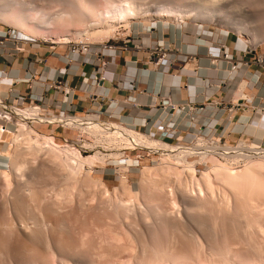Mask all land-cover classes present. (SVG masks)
<instances>
[{
  "label": "rangeland",
  "instance_id": "obj_1",
  "mask_svg": "<svg viewBox=\"0 0 264 264\" xmlns=\"http://www.w3.org/2000/svg\"><path fill=\"white\" fill-rule=\"evenodd\" d=\"M7 1L17 7L22 2ZM78 1L82 4L77 0H23L22 3L32 2L53 15L45 25L42 24L43 27H38L39 39L21 31L11 20H0V28L14 29L38 44L62 50H68L64 44L68 42L63 41L65 37L73 43L72 48L90 46L93 53L106 43L115 44L122 51L137 43L151 44L152 60L164 55H178L180 47L176 44L185 43L194 50L202 48L196 43L197 39L239 44L245 40L247 47L256 48L264 57V41H249L230 25L208 23L193 17L184 22L149 17L131 19L119 22L113 31L107 32L108 29L103 27L105 24L100 23L102 27L94 28L92 23L109 16L114 7L126 0ZM200 1L138 0L137 4L151 5V12L167 6L186 14L202 8L198 7ZM216 1L213 0L227 4L224 10L233 18L252 26L254 32L258 30L264 34V0ZM70 2L86 11L83 9L80 15L81 9L77 11L71 5L69 10L74 7L76 12L67 13ZM65 8L67 12H64ZM245 8L251 11L248 15H254L251 19L245 17ZM240 10H243L242 14ZM87 11H91L90 15ZM82 14L88 15L87 21H81V16L85 17ZM31 17L35 21L38 19L36 12H32ZM76 31L81 35L75 36L73 32L76 34ZM234 49L232 46L231 51L236 54ZM173 59L178 60L177 57ZM15 127L8 126L10 132L3 137L0 135V264H264V171L248 180L241 174L239 177L233 175L232 171L245 169L246 164L255 161L261 165L264 158L258 154L250 159L226 157L215 150L216 146L238 147L243 143L221 141L215 136L209 137L211 148L200 146L193 155L175 157L169 153L150 152L155 160L145 159L129 173V181H123L121 175L124 173L116 170L117 165H107L108 159L119 164L115 157L122 154L120 149L104 151L94 143L83 155L88 163L80 166L65 149L57 146L53 149L51 145H47L49 148L45 145L34 147L35 151L24 149L29 144L28 128ZM58 127L36 124L35 129L50 136L51 129ZM66 131L71 135L75 133ZM13 132L18 134L16 139L23 149L12 140ZM198 136L203 135L199 133ZM88 137V142L92 143ZM57 142L62 144V139L57 138ZM184 143L190 144L189 141ZM105 154L113 155L108 158ZM212 166L216 170L211 169Z\"/></svg>",
  "mask_w": 264,
  "mask_h": 264
},
{
  "label": "crops",
  "instance_id": "obj_2",
  "mask_svg": "<svg viewBox=\"0 0 264 264\" xmlns=\"http://www.w3.org/2000/svg\"><path fill=\"white\" fill-rule=\"evenodd\" d=\"M196 43L202 48L194 50L185 43L176 44L180 53L166 55L174 61L171 66L166 59L162 66L156 59L152 60L151 44L137 43L130 49L108 55L110 64L102 74H97L93 52L75 55L67 49L38 44L29 58L0 56V95L5 96L1 84L14 80V103L19 96L26 97L24 105L32 104L36 97H46L47 104H41L52 109L62 95L48 89L46 83L62 76L70 89V103L63 104L62 110H55L61 114L71 111L83 115L96 107L140 130L152 128L160 132L166 123L174 121L175 129L165 137L166 141L188 142L194 134L203 133L230 142L243 138L264 144V112L261 110L264 107V67L250 60L259 55L257 51L247 53L251 47L243 41L239 44L197 39ZM232 46L236 49L235 57L244 61L236 72L223 55L224 49L230 51ZM252 53L253 57L249 58ZM29 63L31 71L38 72L35 77L28 71ZM96 74L98 82L87 85ZM166 98L185 107L177 113L168 105H157L160 99ZM188 104L199 109L193 111ZM59 131V127L51 129L52 134ZM62 133L71 136L70 131Z\"/></svg>",
  "mask_w": 264,
  "mask_h": 264
},
{
  "label": "bare ground",
  "instance_id": "obj_3",
  "mask_svg": "<svg viewBox=\"0 0 264 264\" xmlns=\"http://www.w3.org/2000/svg\"><path fill=\"white\" fill-rule=\"evenodd\" d=\"M25 1V0H24ZM27 1V0H26ZM81 1V0H80ZM125 0H123L124 2ZM138 1V0H137ZM137 1L135 0H126L124 2V4H121V5H117V7H114V9H112L110 11V14L109 16H106L107 17H101L100 19L97 20V22L95 23L94 21V24L92 23V26L94 28H99V27H102V25L100 26V23L102 24H105L103 27L104 29H108L107 32L109 31H113L115 29V27L117 26V24L119 22H128L129 20L131 19H142V18H151V19H155V18H161L162 20H177V21H181V22H184L186 18H191L193 17L194 19H201L203 21H206L208 23H214V24H218V25H230V27L235 30L237 33L241 34V35H245L247 36L248 40L249 41H256V42H261V41H264V34L263 33H259L257 31H253L252 30V26L250 27L247 23H244L241 21H239L238 19L236 18H233L231 15H229V11L227 12L226 10H224L225 6L227 5H222L221 3L218 4L219 2L215 3L213 2V0H202L199 2V8L200 6L202 8H200L199 10H197L196 12H192V13H188V12H191V11H188L186 14H183L181 10H178V9H175L173 7H167V6H162L161 8H157V10L155 12H151V5L150 6H144L143 5H139L137 4ZM215 1V0H214ZM23 2V0H22ZM20 2V5L19 7L15 6L14 3H12V1H7V0H0V20H3V21H7V20H11V22L13 23V25L17 26L18 28H20V30H24L26 31L28 34L32 35V36H35L37 37V39H39L40 37V29L38 28L39 26H42V24L46 23L49 19V17L53 16L52 14L50 15L49 12H47L44 8H39L38 6L34 5L32 2L31 5L33 6H30L29 2V7H28V4L26 6L25 3H22ZM72 2V1H71ZM70 2V5L68 4V10L67 8L64 9V12L67 10V11H70V12H67V13H71L72 10H74L73 12H76L75 8H77L76 4H71ZM74 2V1H73ZM72 2V3H73ZM78 3H81L82 2H79L77 0ZM85 2V0H84ZM94 2V1H93ZM92 2V3H93ZM140 2V1H139ZM138 2V3H139ZM229 2V1H228ZM69 3V2H68ZM76 3V1H75ZM233 3V2H231ZM79 4V5H81ZM88 4V3H87ZM90 4V3H89ZM234 4V3H233ZM74 5V6L71 10H69V8ZM92 5V4H90ZM147 5V4H145ZM161 5V4H160ZM229 5V4H228ZM238 5V3H237ZM61 6V5H60ZM84 6V5H82ZM93 6V5H92ZM90 6V7H92ZM144 6V7H143ZM233 6V5H232ZM244 6V5H242ZM236 7V6H235ZM240 7V6H239ZM245 7V6H244ZM243 7V8H244ZM113 8V7H112ZM196 8V7H195ZM16 9V10H15ZM58 9V8H57ZM79 9H81V11H79ZM79 9L77 8V11L80 12V15H81V12L83 13V9L79 7ZM89 9V8H88ZM87 9V10H88ZM92 9V8H91ZM198 9V8H197ZM236 9V8H235ZM86 11V9H84ZM94 10V9H93ZM109 10V9H108ZM230 10V9H229ZM232 10V9H231ZM246 11L244 12H247V16L245 17H253L251 15H248L250 14L251 11H249L248 9H244ZM36 12V15H38V18L37 21H35L34 19H32L31 17V13L32 12ZM61 11V10H60ZM97 11V10H96ZM243 11V10H242ZM242 11L240 10L241 14H242ZM31 12V13H30ZM59 12V11H58ZM63 12V14H64ZM78 12V13H79ZM88 12V11H87ZM94 12V11H93ZM104 12V11H103ZM102 12V13H103ZM249 12V13H248ZM57 13V12H56ZM55 13V15H56ZM76 13V15L78 14ZM85 13V12H84ZM91 13V11H90ZM90 13L88 12V14L90 15ZM104 14V13H103ZM237 14V13H236ZM239 14V12H238ZM75 15V16H76ZM79 15V14H78ZM77 15V16H78ZM82 15H85V14H82ZM92 15V14H91ZM97 15V14H96ZM68 16V15H67ZM70 16V15H69ZM102 16V15H101ZM59 17V16H58ZM80 17V16H79ZM77 18V19H81V21H83L85 18H88V15H85V17L81 16V18ZM91 19H92V16H90ZM35 18V19H36ZM94 18H96L94 16ZM239 18V17H238ZM242 18V16H241ZM240 18V19H241ZM256 18V17H255ZM253 18V22H254V19ZM244 19V18H242ZM251 19V18H250ZM86 20V19H85ZM84 20V21H85ZM96 20V19H95ZM159 20V19H158ZM87 21V20H86ZM197 21V20H196ZM202 22V21H201ZM204 22V23H206ZM263 22V21H262ZM49 23V22H48ZM45 25V24H44ZM43 25V26H44ZM125 25H128V24H125ZM42 26V27H43ZM48 26V25H47ZM99 26V27H98ZM255 26V25H254ZM21 30V31H22ZM101 30V29H100ZM254 30H256V28H254ZM102 31V30H101ZM86 32V31H85ZM94 33H97V31H93ZM72 32H70L71 34ZM79 33V32H78ZM77 31H76V34L73 32V34L76 36L78 35ZM81 33V32H80ZM79 33V34H80ZM43 34V33H42ZM46 34V33H45ZM48 34V33H47ZM87 34H88V31H87ZM81 35V34H80ZM78 35V36H80ZM30 36V37H32ZM51 36V35H50ZM69 36V35H67ZM36 39V38H35ZM247 40V42H248ZM63 41L64 42H69V37H65L63 38ZM243 43L246 45V41L244 40ZM251 49L255 50L256 48H252ZM169 66V65H168ZM169 67H167L166 70H168ZM230 75H233V72L230 73ZM26 79H28V77H25ZM2 99V96L0 95V101ZM18 114V112H16ZM30 115H35V112L34 111H30L26 114H24V118L26 117H30ZM3 116V111L0 109V117ZM21 117V116H19ZM36 119V118H35ZM40 121L42 122H49V123H61V124H64L66 126H71V127H78V126H86L88 124H92V123H95L97 120H98V117L97 116H94V115H89L85 118H80V117H52V118H46V117H41V118H38ZM17 127L16 128H19L20 130L22 128H28V130L26 129V131H28V141L27 143L29 142L32 143L30 146L29 144H27L29 146H26L24 147V149H27L29 151H31L34 147L37 149V147H40V146H50L52 147L53 149V146H57V147H60V149H65V152H67V155H69V157L73 158L75 160V164L77 165H80L82 166L83 164L85 163H88L87 159L86 158H83V154L79 153L78 149L75 148V147H72V145L70 146H61L58 142H57V137H55L54 135H50V136H47V135H44V134H41L42 132L38 131L37 129H35L34 127H32L30 124L26 123V121H22V120H18L17 122H14ZM4 126H1L0 125V135L2 136L3 135V131H5V128H3ZM107 127L110 129L109 133H116V134H120L123 136V139L125 142H130L132 140V138L135 139V144H138V145H142L146 148H148L149 150L151 151H156V152H160L161 153H169V155L171 156H188V155H193L195 153L198 152L197 148H199V146L195 145V146H180V145H175V144H172V143H169V142H166V141H157L156 139H152V138H147L143 135H136L134 134L133 132L129 131L127 128H124V127H121L119 123H115V122H110L107 124ZM11 128V127H10ZM9 128V129H10ZM18 130V129H17ZM14 133V132H13ZM101 133V132H100ZM18 135V134H17ZM17 135L14 133L13 134V138L12 140L17 141L16 144L20 143L19 139L17 140L16 137ZM3 137V136H2ZM24 140V139H23ZM12 142V141H11ZM10 142V143H11ZM26 142V141H25ZM102 142V141H101ZM121 142V141H120ZM7 144V143H6ZM21 144V143H20ZM53 144V145H52ZM88 145V147H93L94 145H90L89 143H86ZM103 144V143H102ZM22 145V144H21ZM21 145H17V146H21ZM26 145V144H25ZM33 145V147H31ZM104 145V144H103ZM47 146V147H48ZM121 145H118V147H120ZM23 147H20L23 149ZM50 147V148H51ZM96 147V145H95ZM11 148V147H10ZM16 148V147H15ZM32 148V149H31ZM46 148V147H45ZM49 148V147H48ZM35 149V150H36ZM39 149V148H38ZM56 149V147H55ZM33 149V151H35ZM44 150V149H43ZM215 150L217 153H220L221 155L223 156H226V157H237V156H245L247 159H250L252 157L255 156V154L257 155H260L264 158V149H257L255 146L253 145H244V144H240V146L238 147H233V146H216L215 147ZM11 151V150H10ZM15 151V150H14ZM76 151L78 153H76ZM101 152V151H99ZM11 153V152H10ZM42 153V152H41ZM63 153V152H62ZM103 153V152H101ZM171 153V154H170ZM13 154V153H12ZM78 154H81V155H78ZM97 154V153H96ZM175 154V155H174ZM95 155V154H94ZM98 155V154H97ZM96 156L99 157V156ZM107 155L106 157L108 158H112L110 157V155L112 156L113 154H105ZM104 155V157H105ZM117 154L115 153L114 156H116ZM122 155V156H120ZM124 155V156H123ZM11 156V155H10ZM66 156V155H65ZM90 156V155H88ZM94 156V157H95ZM63 157V156H62ZM93 157V158H94ZM102 157V156H101ZM100 157V158H101ZM114 158V157H113ZM186 158V157H185ZM72 159V160H73ZM95 159V158H94ZM115 159L117 161H119V164L117 163H114L110 160L112 159H108V164L107 165H111V164H116L117 165V169L118 171H121L126 167V165H133L135 166L134 168H132V171L136 168V166L139 165V163L136 165V162H137V159L131 157V156H127L125 155L124 153H120L119 155H117L115 157ZM99 160V158H98ZM106 160V159H105ZM103 160V161H105ZM38 161V160H37ZM71 161V160H70ZM87 161V162H86ZM102 161V162H103ZM252 161V160H251ZM250 161V162H251ZM255 161V160H254ZM91 162V161H90ZM95 162V161H94ZM97 162V161H96ZM188 162V161H185V163ZM256 162V161H255ZM255 162H251L250 165L249 163L246 164L247 166L245 167V169L242 168V170H232L229 172L230 175H236L239 177V175L241 174V177L243 176L244 177V180L245 178H250V179H255L256 176H258V174L262 173L264 171V162L261 163V165H258V163H255ZM66 163V162H65ZM92 163H93V160H92ZM125 163V164H124ZM97 164V163H96ZM190 165V163H188ZM28 165V164H27ZM76 165V166H77ZM188 165V166H189ZM186 166V165H185ZM91 167V166H90ZM191 167V166H190ZM189 167V168H190ZM122 168V169H121ZM217 168V167H216ZM121 169V170H119ZM211 169L213 170H216L214 168V166L211 167ZM148 170V169H147ZM153 170V169H152ZM212 170V171H213ZM220 170V169H219ZM144 171V170H143ZM211 171V172H212ZM224 171V170H223ZM227 171V170H226ZM217 173V171H216ZM228 173V172H227ZM225 173V174H227ZM264 173V172H263ZM223 174V173H222ZM262 175V174H261ZM66 176V175H65ZM232 177V176H231ZM236 177V176H235ZM260 177V176H259ZM121 178L122 180L124 181H129L128 180V176H125V175H121ZM261 178V177H260ZM263 178V177H262ZM243 179V178H242ZM264 179V178H263ZM151 182V181H150ZM99 189V188H98ZM172 189V188H171ZM263 192V191H262ZM183 199V198H182ZM13 203V202H12ZM196 204V203H195ZM17 205V204H16ZM194 206V205H193ZM226 206V205H225ZM130 208V207H129ZM186 209V208H185ZM187 211V210H186ZM199 211V210H198ZM19 212V211H18ZM163 213V212H162ZM170 215V214H169ZM251 215V214H250ZM152 216V215H151ZM43 218V217H42ZM121 218V217H120ZM172 225V224H171ZM204 227V226H203ZM148 229V228H147ZM173 230V229H172ZM190 231V230H189ZM28 233V231H26ZM32 233V232H31ZM261 233V232H260ZM30 235V234H29ZM259 247V246H258ZM174 250V249H173ZM222 251V250H221ZM71 254V253H70ZM199 254V253H198ZM204 255V254H203ZM217 255V254H216ZM248 255V254H247ZM72 256V255H71ZM167 257V256H166ZM250 257V256H249ZM171 258V257H170ZM229 258V257H228ZM163 259V258H162ZM1 260V259H0ZM227 263V262H226Z\"/></svg>",
  "mask_w": 264,
  "mask_h": 264
},
{
  "label": "built area",
  "instance_id": "obj_4",
  "mask_svg": "<svg viewBox=\"0 0 264 264\" xmlns=\"http://www.w3.org/2000/svg\"><path fill=\"white\" fill-rule=\"evenodd\" d=\"M68 46V51L71 52L72 54H90L93 51L90 49V46H81L79 48L74 47L72 48V42L64 43ZM38 46V42L32 39H28L20 35L17 31L11 28H0V56H9V57H18L22 56L24 58H29L31 50L36 48ZM161 47V46H160ZM160 49V48H158ZM119 47L115 44H102L99 47L96 48L94 51V56H95V63H96V70L97 74H102L103 71L107 70L109 67V60H108V55L110 54H116L117 51H119ZM252 51H248L247 53H251ZM225 58L229 63L231 64V70L236 72L240 66L243 64V60L237 59L235 57V53L233 51H226L224 49V54ZM156 63L159 64L160 66L165 65V60L169 63L171 66L173 64V60L169 59L166 57V55L162 57L156 58ZM154 59V60H155ZM251 61L261 65L264 67V57L263 55H257L256 58H252ZM246 62V61H245ZM30 67L28 66V71L31 72V76L35 77L38 72L36 70L31 71V63H29ZM63 74V71H61ZM97 74L95 77L91 80V82H87V85H91L92 83L96 84L98 82V76ZM86 85V86H87ZM3 88H5V96H2V99L0 101V109L3 111V116L0 117V125L4 126L5 131H3V134L10 132L8 129V126H15L14 122H17L19 119L22 121H26V123L30 124L32 127H36V124H46V125H57L60 127L61 131H59L58 134L53 133L57 138L62 139V144L61 146H70L75 147L78 149L79 153L85 154L87 153L89 147L86 143H89L90 145L96 143L97 147H102L104 151H114L115 149H120L123 151L127 156H131L135 159H137V162L139 163L138 167L140 166L141 162H143L145 159H151L155 160V156L151 155L150 152L158 153L156 151H151L148 148L135 144V139L132 138L130 142H125L123 139V136L120 135L119 133H109L110 129L107 127V124L110 122H115L119 123L121 127L127 128L129 131L133 132L134 134L138 135H143L147 138H152L156 139L157 141H166L165 137L168 136L170 133L173 132L175 129L176 123L174 121H170L166 123L165 127L163 130L160 132H154L152 128L150 129H145V130H140L137 127L133 125H128L124 123L123 121H119L115 118H113L111 115L104 114L102 112V109H98L94 107L93 109H90L89 111L85 112L83 115L76 114L75 112H67L61 114L60 112H56V109L62 110L63 104L70 103V89L67 88V83L64 80L62 76H59L55 79H49L46 83V87L48 89H55L57 90L61 95L62 99L61 100H56L55 104L53 105L52 109L45 108L41 103H46V97H36L35 102L29 105H24L25 104V96H19L18 97V102L14 103L13 102V95L15 92L14 89V80L11 81L9 84L3 85L1 84ZM1 87V88H2ZM30 98H33V95H30ZM130 99H134L133 97H129ZM157 105H168L171 107L172 110H174L177 113H180V111L185 107V106H180L172 101L171 98H166L160 99L158 101ZM188 107L192 109L193 111L198 110L195 105L188 104ZM264 112V107L261 109ZM34 111L35 115H30L31 118L29 117H23L24 114ZM18 112V114L16 113ZM89 115H94L98 117V120L95 123L88 124L86 126H78V127H71V126H66L61 123H45L40 121L38 118L41 117H46V118H52V117H73V118H85ZM21 116V117H19ZM36 118V119H35ZM17 127V126H16ZM15 127V128H16ZM73 130L74 136H67L62 133L63 130ZM101 132V133H100ZM199 134V133H198ZM198 134H194L191 140L189 141V145L185 144L183 140L177 139L175 142V145H180V146H201L205 148H211V142L209 140V136L201 133L203 136L199 137ZM90 137L91 140L93 141L92 143L88 142L86 137ZM88 137V138H89ZM219 140H223L221 137H219ZM102 141V142H101ZM121 141V142H120ZM167 142V141H166ZM210 142V143H209ZM250 143L251 145L255 146L257 149H264V144H254L247 139H239V143ZM101 143V145H100ZM104 145H103V144ZM170 143V142H169ZM173 144V143H172ZM118 145H121L118 147ZM135 152V154H128L127 152ZM146 151L147 153L143 152ZM125 164V163H124ZM135 166L133 165H126V167L122 170L123 175L128 176L129 173L132 171V168Z\"/></svg>",
  "mask_w": 264,
  "mask_h": 264
}]
</instances>
